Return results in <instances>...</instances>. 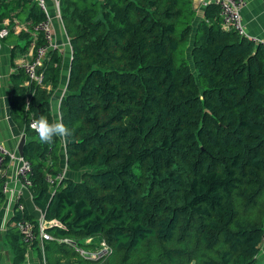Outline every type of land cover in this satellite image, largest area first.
Instances as JSON below:
<instances>
[{
  "label": "trees",
  "instance_id": "obj_1",
  "mask_svg": "<svg viewBox=\"0 0 264 264\" xmlns=\"http://www.w3.org/2000/svg\"><path fill=\"white\" fill-rule=\"evenodd\" d=\"M17 5L27 9L31 31L45 19L36 2ZM60 12L72 52L60 112L72 135L44 143L29 129L39 117L53 122L55 53L44 63L50 90L19 68L9 106L24 127L33 203L57 225L46 229L53 240L42 254L16 226L37 221L26 210L13 215L6 232L13 264L34 248L45 264H257L264 44L223 29L213 4L198 17L192 0H63ZM62 146L67 169L82 171L81 179L52 188L46 174L63 171ZM102 241L110 253L98 260L74 248L93 251Z\"/></svg>",
  "mask_w": 264,
  "mask_h": 264
},
{
  "label": "crops",
  "instance_id": "obj_2",
  "mask_svg": "<svg viewBox=\"0 0 264 264\" xmlns=\"http://www.w3.org/2000/svg\"><path fill=\"white\" fill-rule=\"evenodd\" d=\"M17 1L0 0V29L7 28L9 30L8 36L0 40V144L8 152L15 155H18L19 141L24 137L26 142V136L24 127L19 124L20 121H14L10 115L9 106L13 97L12 89L17 81L14 76L22 64L31 60L37 40L31 31L32 21L27 20V9L17 5ZM30 1L35 2V0ZM54 1L45 0L53 35L48 53H55L61 58L58 87L51 92L49 99V113L53 121L56 118L53 107L57 104L60 105L61 99L66 95L72 54L62 20L56 17ZM58 1L63 2V0ZM193 6L197 15L202 16L205 6L196 2H193ZM241 17L247 35L264 41V0H246V5L241 11ZM23 84L26 85L27 83L23 82ZM62 148L64 149V146L59 151V153L61 152L59 166L63 170L64 177L74 182L80 181L82 171L72 172L67 169L66 158L62 156ZM63 166L65 170L62 168ZM16 170L17 164L15 162L7 164L4 178L10 193L4 195V199L0 202V264H13L14 260L13 252L6 240V232L15 226L12 217L16 194L21 193V201L28 216L37 221L42 215L41 211L34 205L29 189L21 187ZM45 225L46 228H50L57 223L51 222L45 223ZM23 264H43V261L34 248L27 250Z\"/></svg>",
  "mask_w": 264,
  "mask_h": 264
},
{
  "label": "built area",
  "instance_id": "obj_3",
  "mask_svg": "<svg viewBox=\"0 0 264 264\" xmlns=\"http://www.w3.org/2000/svg\"><path fill=\"white\" fill-rule=\"evenodd\" d=\"M193 2L207 6L210 4L215 5L219 9V16L221 19L222 28L225 30H232L239 36L245 37L254 43H262L247 35L244 24L242 22L241 11L246 5V0H192ZM40 7L41 11L45 14V19L32 27V33L37 38L38 35H42L43 43L41 45H35L33 49L32 58L29 62H26L20 66L24 74L28 78V82H34L36 85L46 88L49 87L44 85L45 82V68L44 63L47 60V54L50 49L52 42V28L51 19L47 12L45 0H35ZM61 3L58 0L54 1V11L56 17L61 19L60 12ZM9 34L7 28L0 29V40L6 38ZM34 120H30L29 129L32 130L31 124ZM33 131V130H32ZM51 153L49 148L48 154ZM15 162L17 164L16 175L22 188L29 189L31 186V176L33 175L32 165L29 161L25 160L19 155L11 154L0 144V178L5 177L6 166L8 163ZM51 166V164H49ZM63 171L57 174H53L48 171L46 174V182L50 187L56 186L64 179ZM0 193L4 196L10 193L5 180L0 183ZM24 204L21 201V193L16 194V200L14 205L13 215L22 216L24 214ZM45 221L43 220V214L40 219L37 220V224H33L29 220L21 219L16 224L18 232L21 237V241L27 245L37 244L40 252L43 254L44 245L53 240V237L47 233ZM65 243H69L68 240H63ZM86 243H90L91 239L85 240ZM101 249L97 252L85 251L83 249L75 248V250L85 259L98 260L103 256L110 253L108 246L104 241L100 242ZM96 253V254H94ZM43 264H45L43 262Z\"/></svg>",
  "mask_w": 264,
  "mask_h": 264
},
{
  "label": "clouds",
  "instance_id": "obj_4",
  "mask_svg": "<svg viewBox=\"0 0 264 264\" xmlns=\"http://www.w3.org/2000/svg\"><path fill=\"white\" fill-rule=\"evenodd\" d=\"M53 112L56 114L53 122H50L47 118L39 117L32 122L31 128L37 134L40 141L44 143L52 142L55 137H59L62 141L66 142L72 135V132L63 122L59 104L53 107Z\"/></svg>",
  "mask_w": 264,
  "mask_h": 264
},
{
  "label": "rangeland",
  "instance_id": "obj_5",
  "mask_svg": "<svg viewBox=\"0 0 264 264\" xmlns=\"http://www.w3.org/2000/svg\"><path fill=\"white\" fill-rule=\"evenodd\" d=\"M198 17H199V15H198ZM187 52V51H186ZM187 59L190 61V59H189V55H188V52H187ZM62 150V152L64 151V149L62 148L61 149ZM62 156H64V155H62ZM64 170H65V167L63 166L62 167ZM66 172H67V170H66ZM84 243L85 244H88V245H90L91 244V242L90 243H86L85 241H84ZM70 244V243H69ZM75 248H78V247H75ZM80 249V248H79ZM101 249V246H100V244L99 245H97V247H96V249L95 250H93V251H90V252H97V251H99ZM76 251V250H75ZM77 252V251H76ZM94 254H96V253H94ZM80 255V254H79ZM262 263H264V239H263V243H262V245H261V253H260V255L258 256V258H257V264H262ZM192 264H194V263H192Z\"/></svg>",
  "mask_w": 264,
  "mask_h": 264
},
{
  "label": "water",
  "instance_id": "obj_6",
  "mask_svg": "<svg viewBox=\"0 0 264 264\" xmlns=\"http://www.w3.org/2000/svg\"><path fill=\"white\" fill-rule=\"evenodd\" d=\"M25 144V138L22 137L18 144V155L20 157H23V146Z\"/></svg>",
  "mask_w": 264,
  "mask_h": 264
}]
</instances>
